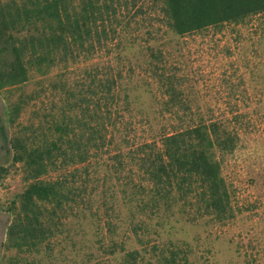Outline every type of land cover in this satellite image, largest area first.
Returning a JSON list of instances; mask_svg holds the SVG:
<instances>
[{
    "label": "rangeland",
    "instance_id": "obj_1",
    "mask_svg": "<svg viewBox=\"0 0 264 264\" xmlns=\"http://www.w3.org/2000/svg\"><path fill=\"white\" fill-rule=\"evenodd\" d=\"M151 2L140 0L142 12L130 6L123 10L121 43L91 60L100 67L111 63L122 73L121 123L103 159L111 163L119 151L125 154L156 142L164 132L201 122L223 123L238 136L235 150L221 162L233 217L217 222L189 206L181 211L176 207L166 216L148 210L141 214L122 198L123 182L104 176L105 169L99 167L83 214L70 213L64 229L37 248L10 247L8 229L28 182L23 167L13 163L7 142L19 131L29 135L49 121L58 103L52 93L42 91L48 82L35 75L19 88L0 90V264H121L123 254L107 251L111 239L139 251L144 258L139 264H158L152 245L166 255L178 249V259L185 255L188 264H264V13L239 25L176 36ZM155 67L176 89L172 107L165 105L168 96L153 76ZM57 73L52 70L50 77ZM15 103L20 109L9 123ZM56 176L51 172L48 179ZM132 222L147 228L138 233L141 242ZM108 223L114 225V234L108 232Z\"/></svg>",
    "mask_w": 264,
    "mask_h": 264
},
{
    "label": "trees",
    "instance_id": "obj_2",
    "mask_svg": "<svg viewBox=\"0 0 264 264\" xmlns=\"http://www.w3.org/2000/svg\"><path fill=\"white\" fill-rule=\"evenodd\" d=\"M151 4L176 36L239 25L264 13V0H152ZM129 6L142 12L140 0H0V90L19 88L36 75L48 82L42 91L58 99L49 121L29 135L19 131L7 142L13 163L23 167L28 182L8 229L12 248H37L64 229L70 213L83 214L99 167L105 169L104 176L114 175L123 182L122 198L141 214L148 210L166 216L176 207L181 211L189 206L217 222L234 215L221 162L235 150L238 136L223 123L201 122L164 132L156 142L125 154L119 151L111 163L103 159L121 123L122 73L111 63L100 67L91 60L121 43L126 27L119 15ZM55 69L58 73L50 77ZM158 70L154 68L153 76L168 96L169 108L177 102L176 89ZM19 109L18 103L12 106L9 123ZM51 172L56 178L48 179ZM146 229L132 222L139 242V231ZM108 232L115 233L112 223ZM107 248L110 255L123 254L121 264L144 260L139 251L127 250L114 239ZM150 250L158 264H188L185 255L178 259V249L167 255L157 253L154 245Z\"/></svg>",
    "mask_w": 264,
    "mask_h": 264
}]
</instances>
